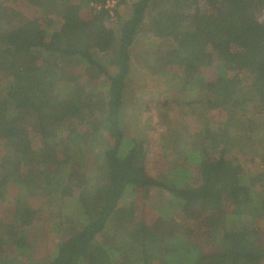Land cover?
I'll use <instances>...</instances> for the list:
<instances>
[{
  "label": "trees",
  "instance_id": "trees-1",
  "mask_svg": "<svg viewBox=\"0 0 264 264\" xmlns=\"http://www.w3.org/2000/svg\"><path fill=\"white\" fill-rule=\"evenodd\" d=\"M23 5L35 15L8 29L3 19L18 12L0 11V159L10 169L0 176V264H264V140L249 151L262 172L249 177L211 120L214 110L259 104L255 133L264 139V0H136L126 17L127 0ZM110 11L113 28L104 25ZM150 40L157 52L140 55L137 44ZM135 64L136 73L163 74L171 102L197 91L200 130L180 150L197 168L194 182L181 183L169 158L124 121ZM151 209L162 216L150 218ZM38 246L51 250L42 262Z\"/></svg>",
  "mask_w": 264,
  "mask_h": 264
},
{
  "label": "rangeland",
  "instance_id": "rangeland-1",
  "mask_svg": "<svg viewBox=\"0 0 264 264\" xmlns=\"http://www.w3.org/2000/svg\"><path fill=\"white\" fill-rule=\"evenodd\" d=\"M23 1L25 0H0V11L10 13V11L14 9L16 12H18V14L15 17H12V19H3L2 24L5 28L8 29L10 27L17 26L20 22L26 21L27 19L32 17V15H35L31 12V10L28 11L24 9ZM135 1L136 0H127V5L122 11L123 17H126L130 13L131 8H129V5L131 3H134ZM86 11L88 12V10ZM92 12L96 13L98 12V10L93 8ZM83 17L89 16L84 12ZM114 21L115 17L109 13L108 17L104 21V25H106L108 28H113L115 26L113 24ZM135 50L140 55H145L147 51L150 52V50H154L153 52H157L158 48L156 47L154 40H150L138 43ZM97 58L101 59L103 61V64L109 70H111V65H109V57L98 56ZM140 70L139 65L135 64L134 74L136 75L137 79L136 87L132 86V84L126 86L127 88L125 91V95L127 96V98L125 101L126 106L123 113L124 121L128 124V128L133 131L134 136H137L136 133H143L144 137L150 142V150L154 146V148L158 149L156 152H158L160 158H169L165 161V165L169 164L175 166V168L177 169L176 173L180 177L182 176L181 183L186 184L190 177L191 182H194L197 176V168L195 164L191 163V160L189 158L183 156L184 154H180V150L183 149L185 151L186 149L191 148L190 142L196 140L197 133L200 130V127H198L199 118L196 115L198 113L197 110H200V108L198 107L200 105L198 103L200 102L198 98V93H196L197 91L195 90L187 89L186 91H184L185 95H183L182 98L180 96H177V100L175 102H171V100H173V97L170 96L169 90H171L172 86L169 87V82L167 81H161L162 79H160V77L163 74L160 73L159 76L156 75L155 72H153L152 74H145V70L144 72L142 71V73H136L140 72ZM210 71L214 72L215 69H210ZM94 73H96V70H92L87 74L94 75ZM103 83L104 81L102 79H99L97 85H103ZM103 89L104 88L100 86L98 91H101ZM257 105L259 104L255 103L250 111L248 107L239 108L236 106H233L231 109H228L226 112L224 111L222 113L216 112L214 110L213 119L211 118V120H215V122H220L221 124L218 125L222 126L220 130L221 135L215 137L217 138V142L220 143L221 139L226 138V133L229 134L230 138L232 139V142L228 145L229 155L232 159H234V164L241 165L243 164V162L249 163V169L251 170L249 172V177L251 174L252 176H256L258 174H261L262 172L257 168H252V160L254 156L249 154V151L252 150L253 147H256V145L259 147L264 140L263 137L255 133V125L258 126L259 119L263 117V115L258 112L259 108ZM208 128L212 130L216 129L214 125H210L209 127V124ZM29 129L33 130V127ZM187 129H189L193 135L188 134ZM101 132L102 130L99 129V132L94 133L92 135V138L100 142L105 137ZM2 137L3 135L0 134V138ZM169 139L170 142L168 144V153H165L162 145L164 146V144L167 143ZM210 142L211 141L208 142V145L213 143ZM0 143H2V140H0ZM202 147V145H199L198 148L201 149ZM4 150L5 144L2 143L0 144V156L4 154ZM171 157L173 159L176 158L175 161H173ZM4 161L3 159H0V176L3 172H7L8 175L10 173L9 167L2 169ZM182 167L188 169L189 167H191L192 174L190 175L189 173H186L185 170L182 169ZM148 169L151 174H154L155 170L153 169V163H151V160H149ZM133 201L132 203L138 205L136 209L137 212L143 206L142 203L144 200L139 197H136V200ZM150 214V218H152V216H162V213L157 212L154 209L150 210ZM191 214H193V216L189 217L187 215L186 219H191L195 217L197 213L193 209L191 211ZM3 218L6 219V217ZM179 218H182L181 220L185 219L182 214ZM181 224L185 227V229H181V232L183 233L186 230V223ZM38 225L41 226L40 224ZM63 234V231H57L55 235L56 239L63 237ZM53 236L54 235H50L48 233V244L53 242ZM187 237L189 236L187 235ZM49 248H51L52 250L53 245H50ZM51 250H48V248H46L45 246H38L37 248H35L33 254H35V256L37 257H40L39 261L42 262V255L50 252ZM22 260L23 259H18L17 256H15L14 261L16 263L21 262Z\"/></svg>",
  "mask_w": 264,
  "mask_h": 264
},
{
  "label": "built area",
  "instance_id": "built-area-1",
  "mask_svg": "<svg viewBox=\"0 0 264 264\" xmlns=\"http://www.w3.org/2000/svg\"><path fill=\"white\" fill-rule=\"evenodd\" d=\"M115 5H116V1H110V2H107V3L103 6V8H104V9H107V10H112V9H114ZM101 8H102V6H95L94 9L101 10ZM110 14L113 15V12L110 11Z\"/></svg>",
  "mask_w": 264,
  "mask_h": 264
}]
</instances>
